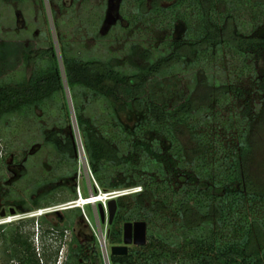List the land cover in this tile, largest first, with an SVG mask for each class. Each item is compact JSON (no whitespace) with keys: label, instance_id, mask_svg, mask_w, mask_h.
Returning a JSON list of instances; mask_svg holds the SVG:
<instances>
[{"label":"trees","instance_id":"trees-1","mask_svg":"<svg viewBox=\"0 0 264 264\" xmlns=\"http://www.w3.org/2000/svg\"><path fill=\"white\" fill-rule=\"evenodd\" d=\"M148 2L121 0L119 22H127L124 30L142 38L151 29L167 31L163 42L150 47L132 44L123 65L119 59H83L65 50L64 72L55 47L38 56L26 53V61H40L42 66L29 79L0 82V123L42 109L59 130L48 134L46 145L67 157L71 146L59 140L71 119L67 85L99 188L103 193L142 188L117 199L109 240L121 244L122 226L144 221L148 244L131 248L125 257L110 256V264H264V191L248 183L247 172L254 154L253 132L264 121V0H167L166 5L151 8ZM179 25L183 32L177 39L174 31ZM135 56H140V63L133 61ZM178 75H190L192 80L181 98L161 99L145 91L150 82ZM246 81L261 96L259 110L241 103ZM201 88L208 92L207 100L195 103ZM84 97L95 103V114L87 120ZM182 134L194 145L191 151ZM178 175L185 180L176 188L173 181ZM55 181L37 184L33 190L37 196L30 203L21 201L24 211L58 205L56 195L66 186H53ZM71 190L67 201L77 198L76 189ZM64 214L62 229L44 230V216L40 221L1 224V264H45L48 246L43 244L39 253L34 232L25 228H34L36 220L43 241L58 231L63 239L82 216L79 208ZM60 250L56 249L53 264ZM83 252L74 239L64 264H88Z\"/></svg>","mask_w":264,"mask_h":264},{"label":"rangeland","instance_id":"rangeland-1","mask_svg":"<svg viewBox=\"0 0 264 264\" xmlns=\"http://www.w3.org/2000/svg\"><path fill=\"white\" fill-rule=\"evenodd\" d=\"M120 3L121 0H0V82L13 84L23 81L24 78L29 79L35 68L42 66V62L26 61L24 55L27 53L30 56H38L39 52L50 47H55L64 72L61 53L66 56L65 50L70 56L77 58L119 59V64L123 65L124 60L132 53V44H146L150 47L149 44L159 45L163 42L169 34L167 31L151 29L144 34L145 38H142L140 33L124 30L128 24L119 22ZM167 3V0H149L147 7ZM132 9L131 5V8L125 9V13ZM182 32L183 27L179 25L174 31V37L180 38ZM133 61L140 63V56H135ZM261 65L264 68V61ZM191 84L190 75H178L150 82L146 84L145 91L156 98L174 96L178 99L188 93ZM65 87L69 94L67 86ZM243 88L246 96L241 103H249L253 108L261 109L263 101L255 88L250 86L248 81L243 84ZM207 95L205 88L198 89L194 96L195 103L205 102ZM83 101L87 108L84 113L87 120L89 115L95 114V103L86 97ZM70 108L71 119L59 137L65 147L71 146V149L66 151L67 157L46 145L48 134L58 128L54 125L55 119L42 109L36 108L25 115L8 117L0 123V214L4 210L7 213L4 218L0 216V225H16L32 219L28 214L33 211H24L21 201L30 203L38 194L33 193V190L39 183L56 180L53 186H66L62 193L56 195V200L61 202L48 207L54 210L44 215V230L56 227L62 229L66 223L64 212L68 210L65 206L77 201L80 195L88 198L92 194L96 196V192L97 195L100 194L101 189L93 178L83 148L72 103ZM123 120L127 121V118L124 116ZM261 122L253 132L254 154L249 161L247 172L248 183L264 191V121ZM129 125L133 126V123ZM181 140L189 151L194 148L187 134H182ZM75 165L77 170L73 172ZM68 172H73L72 176L60 178ZM184 180V177L178 175L173 181L176 188ZM51 187L47 186L46 189ZM71 188L76 189L77 198L67 201L72 196ZM100 203L81 208L82 216L76 220L72 229L65 231L63 239L58 231L55 235L44 236L43 241L42 228L37 225L40 217L35 218L37 221L35 220L34 228L31 229L33 225L25 228L34 232V241L39 253H42L43 244L48 246L45 264L54 263V254L58 247H61V250L56 264H64L69 254V245L74 239L83 246V257H86L88 264H110L111 248L123 245V241L121 244L110 242L111 225L108 213L103 223ZM11 209L16 210L15 215L10 214ZM105 209L107 211V208ZM77 247V244H73V248Z\"/></svg>","mask_w":264,"mask_h":264},{"label":"water","instance_id":"water-1","mask_svg":"<svg viewBox=\"0 0 264 264\" xmlns=\"http://www.w3.org/2000/svg\"><path fill=\"white\" fill-rule=\"evenodd\" d=\"M66 83V81H65ZM67 84V83H66ZM67 86V85H66ZM68 88V87H67ZM70 104L72 103L70 92L67 93ZM99 210L102 222L106 221V214L108 213L109 224L112 225L118 210V202L113 199L107 204V211L103 203L99 204ZM11 215L16 214L15 209H11ZM7 215L4 210L0 216L4 218ZM148 244V224L144 221L125 223L123 227V245L113 246L111 248V255L115 257L128 256L131 246L144 247Z\"/></svg>","mask_w":264,"mask_h":264},{"label":"built area","instance_id":"built-area-1","mask_svg":"<svg viewBox=\"0 0 264 264\" xmlns=\"http://www.w3.org/2000/svg\"><path fill=\"white\" fill-rule=\"evenodd\" d=\"M142 191L141 187L138 188H133V189H128V190H121V191H113V192H109V193H103L100 190V194L96 197V198H101L104 197L105 200L104 201H100L101 203L104 204V207L107 208V204L109 201L113 200V199H119L123 196L126 195H131V194H135V193H139ZM95 195L92 194L90 197L88 198H84L82 195H80L79 199L77 201L71 202L68 204V206H65L67 209H72V208H83L86 205H95ZM97 202V203H100ZM53 208H44V209H39L36 211H33L31 213H29L28 215L31 218H39L44 216L45 214L49 213L50 211H53Z\"/></svg>","mask_w":264,"mask_h":264},{"label":"bare ground","instance_id":"bare-ground-1","mask_svg":"<svg viewBox=\"0 0 264 264\" xmlns=\"http://www.w3.org/2000/svg\"><path fill=\"white\" fill-rule=\"evenodd\" d=\"M97 196H98V195H97ZM97 196H95V198H96ZM104 200H105L104 197L96 198L95 203L100 202V201H104ZM72 209H73V208H72Z\"/></svg>","mask_w":264,"mask_h":264}]
</instances>
